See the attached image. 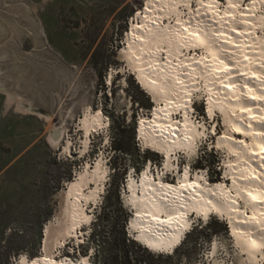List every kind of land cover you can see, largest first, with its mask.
<instances>
[{"label":"rangeland","instance_id":"obj_1","mask_svg":"<svg viewBox=\"0 0 264 264\" xmlns=\"http://www.w3.org/2000/svg\"><path fill=\"white\" fill-rule=\"evenodd\" d=\"M146 1L0 0V80L7 90L0 89V264H18L24 254L31 263L45 254L46 228L60 211V194L70 180L100 159L110 177L101 185L99 206L88 207L93 223L79 234L80 247L71 242L61 248L66 240L55 249L58 260L212 264L211 252L218 241L220 264H239L231 229L216 218L169 255L146 254L128 240L132 207L124 197L129 194L127 180L141 176L147 166L152 164L156 178L161 174L162 181L174 185L186 168L195 171L193 176L190 171L191 178L205 174L207 182L227 179L228 155L217 146L225 123L220 114L209 118L204 92L197 94L191 108L207 126V142L198 155L190 159L184 151V157L175 153L174 168L167 170L166 159L138 140L140 120L152 117L157 103L137 83V72L121 55L131 23ZM245 1V7L252 3ZM21 103L31 112L21 110ZM87 106L103 113L108 126L91 135L89 149L81 154L84 134L79 123ZM176 120H181L179 115ZM61 127L72 141L70 154L60 151L67 135L58 146L50 143L51 132ZM104 212L110 216L108 222L100 216Z\"/></svg>","mask_w":264,"mask_h":264},{"label":"bare ground","instance_id":"obj_2","mask_svg":"<svg viewBox=\"0 0 264 264\" xmlns=\"http://www.w3.org/2000/svg\"><path fill=\"white\" fill-rule=\"evenodd\" d=\"M243 2L147 0L127 34L121 58L158 105L152 117L140 120L137 136L164 154L167 170L174 168L175 153L184 157V151L192 159L207 135V126L192 116L199 92L207 96L209 118L220 114L226 129L217 135V146L228 155L227 179L208 185L205 174L191 178L192 169L186 168L174 185L162 181L161 174L156 178L150 167L140 179L130 177L124 197L135 215L129 233L161 256L175 252L192 223L204 224L216 214L229 222L238 263L264 264V0L246 2V7ZM5 86L0 80V89ZM20 109L31 112L22 103ZM178 112L183 113L179 121ZM107 126L103 113L86 107L79 123L81 154L89 149L91 135ZM66 130L52 131L50 143L60 145ZM67 136L60 148L64 154L72 147ZM100 160L60 194V211L46 228L45 254L31 263L24 254L18 264L88 263V258L58 260L55 249L73 236L80 242L79 229L92 221L89 204L98 202L108 175ZM220 247L216 241L212 264H220Z\"/></svg>","mask_w":264,"mask_h":264},{"label":"trees","instance_id":"obj_3","mask_svg":"<svg viewBox=\"0 0 264 264\" xmlns=\"http://www.w3.org/2000/svg\"><path fill=\"white\" fill-rule=\"evenodd\" d=\"M125 129V126L123 125V128H122V132L123 131H125L124 130ZM116 149V151H119V152H123V149H122V147H116L115 148ZM148 154H153L154 155V153H150V152H148L147 153V155ZM125 171H126V169H125ZM217 177H219L220 176V174L217 172V175H216ZM119 191H121V189L119 190ZM101 216V218H102V220L103 221H105V222H108L109 221V218H110V216H109V214L108 213H106V212H104L103 214H101L100 215ZM126 221V220H125ZM96 224H97V222H96ZM91 238L93 239V243H95L96 242V239H97V234L95 233V231H93L92 232V234H91ZM128 240H130V242H132V244L135 246V247H137L138 248V250H140V251H142V252H144V253H146V254H149V255H156V254H153L152 252H150L148 249H146V248H143L141 245H139L134 239H132L130 236H129V238H128ZM142 264V263H141ZM146 264V263H145Z\"/></svg>","mask_w":264,"mask_h":264}]
</instances>
